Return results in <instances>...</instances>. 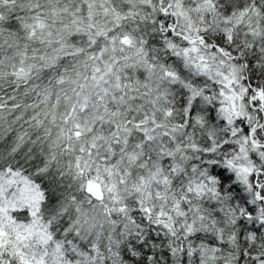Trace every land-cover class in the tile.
<instances>
[{"label": "snow or ice", "instance_id": "6c2138e0", "mask_svg": "<svg viewBox=\"0 0 264 264\" xmlns=\"http://www.w3.org/2000/svg\"><path fill=\"white\" fill-rule=\"evenodd\" d=\"M0 264H264V0H0Z\"/></svg>", "mask_w": 264, "mask_h": 264}]
</instances>
